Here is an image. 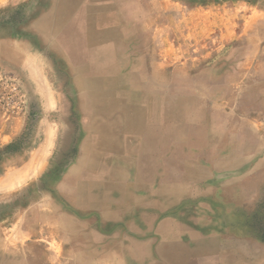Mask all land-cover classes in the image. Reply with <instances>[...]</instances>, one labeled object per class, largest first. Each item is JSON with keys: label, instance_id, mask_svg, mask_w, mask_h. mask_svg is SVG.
I'll return each mask as SVG.
<instances>
[{"label": "rangeland", "instance_id": "obj_1", "mask_svg": "<svg viewBox=\"0 0 264 264\" xmlns=\"http://www.w3.org/2000/svg\"><path fill=\"white\" fill-rule=\"evenodd\" d=\"M0 48V264H264V0H0Z\"/></svg>", "mask_w": 264, "mask_h": 264}, {"label": "built area", "instance_id": "obj_2", "mask_svg": "<svg viewBox=\"0 0 264 264\" xmlns=\"http://www.w3.org/2000/svg\"><path fill=\"white\" fill-rule=\"evenodd\" d=\"M25 107L26 100L20 86L15 80L6 78L0 89V109L4 113L18 115Z\"/></svg>", "mask_w": 264, "mask_h": 264}, {"label": "bare ground", "instance_id": "obj_3", "mask_svg": "<svg viewBox=\"0 0 264 264\" xmlns=\"http://www.w3.org/2000/svg\"><path fill=\"white\" fill-rule=\"evenodd\" d=\"M95 1H96V0H95ZM103 2H104V1H103ZM69 3H70V2H69ZM94 3H96V2H94ZM51 8H52V7H51ZM51 8H50V9H51ZM65 17H66V16H65ZM55 18L57 19V17H55ZM55 18H54V19H55ZM58 19H59V16H58ZM60 20H61V19H60ZM61 25H62V24H61ZM68 27H71L70 24H69ZM72 27H73V26H72ZM68 29H69V31H70L71 28H68ZM99 29H100V28H99ZM71 30H72V29H71ZM67 32H68V31H67ZM67 32H66V33H67ZM67 34H68V33H67ZM59 37H60V36H59ZM63 38H64V37H63ZM65 40L67 41V39H65ZM61 41H62V40H61ZM66 41H65V42H66ZM62 42H63V41H62ZM61 45H62V44H61ZM72 45H74V43H73ZM69 52H70V51H69ZM69 54H70V53H69ZM70 64H71V63H70ZM109 66H110V65H109ZM112 66H113V64H112ZM109 69H110V68H109ZM94 72H95V71H94ZM103 73H104V72H103ZM86 77H87V76H86ZM86 77H85V78H86ZM90 89H91V88H90ZM92 89H93V88H92ZM92 92H93V91H92ZM96 93H97V92H96ZM105 93H106V92H105ZM87 96H88V95H87ZM90 96H91V95H90ZM103 96H104V95H103ZM85 98H86V96H85ZM91 103H92V102H91ZM89 104H90V103H89ZM92 105H93V104H92ZM92 105H91V106H92ZM135 120H136V119H135Z\"/></svg>", "mask_w": 264, "mask_h": 264}, {"label": "crops", "instance_id": "obj_4", "mask_svg": "<svg viewBox=\"0 0 264 264\" xmlns=\"http://www.w3.org/2000/svg\"><path fill=\"white\" fill-rule=\"evenodd\" d=\"M8 53H9L8 51H5V50L2 51L1 48H0V58L1 59H4L5 57L9 56ZM23 262H24V260H23Z\"/></svg>", "mask_w": 264, "mask_h": 264}, {"label": "trees", "instance_id": "obj_5", "mask_svg": "<svg viewBox=\"0 0 264 264\" xmlns=\"http://www.w3.org/2000/svg\"><path fill=\"white\" fill-rule=\"evenodd\" d=\"M11 147H13V146H12V145H6L5 148H4V150H6V149L8 150V149H10Z\"/></svg>", "mask_w": 264, "mask_h": 264}]
</instances>
